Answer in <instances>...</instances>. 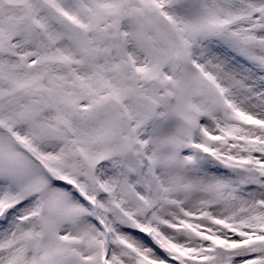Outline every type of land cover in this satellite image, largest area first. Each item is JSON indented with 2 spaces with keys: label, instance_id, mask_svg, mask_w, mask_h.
<instances>
[{
  "label": "snow or ice",
  "instance_id": "obj_1",
  "mask_svg": "<svg viewBox=\"0 0 264 264\" xmlns=\"http://www.w3.org/2000/svg\"><path fill=\"white\" fill-rule=\"evenodd\" d=\"M0 264H264V0H0Z\"/></svg>",
  "mask_w": 264,
  "mask_h": 264
}]
</instances>
